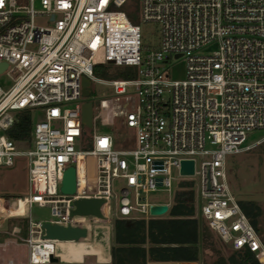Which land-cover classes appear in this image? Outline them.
<instances>
[{
  "label": "built area",
  "instance_id": "2783aa9c",
  "mask_svg": "<svg viewBox=\"0 0 264 264\" xmlns=\"http://www.w3.org/2000/svg\"><path fill=\"white\" fill-rule=\"evenodd\" d=\"M129 1L0 0V62L7 64L0 74L11 80L0 85V166L27 160V194L11 202L22 199L25 210L17 216L29 220L21 238L27 263L71 264L69 244L94 246L97 228L108 242L115 218L163 217L173 204L175 169L182 180L195 181L198 212L220 240L264 264V243L240 208L227 169L229 156L264 140L263 134L246 143L249 132H264V0H134L127 12ZM140 22L157 24L156 47L144 44ZM170 58L183 61V77L170 76ZM99 62L134 66L136 74L98 79ZM83 77L91 95L92 81L112 88L97 113L92 104V125L102 115L106 127L120 117L123 136L87 132ZM25 111L31 119L38 113L30 142L11 136ZM182 159L194 160L192 176L179 174ZM70 166L75 190L66 194L60 186ZM158 190L172 193L171 200L150 201ZM82 198L102 199L101 216L71 214ZM33 204L49 206L53 218L34 222ZM159 204L167 211L151 214ZM10 207L0 208V223L5 211L15 216ZM44 222L85 228L86 235L46 239Z\"/></svg>",
  "mask_w": 264,
  "mask_h": 264
},
{
  "label": "rangeland",
  "instance_id": "374dc122",
  "mask_svg": "<svg viewBox=\"0 0 264 264\" xmlns=\"http://www.w3.org/2000/svg\"><path fill=\"white\" fill-rule=\"evenodd\" d=\"M136 8L134 0L129 1L124 10L129 12ZM138 18L136 17V21ZM38 23H42L43 18H37ZM142 28V37L146 47L153 48L158 45V26L153 22H140ZM100 56L97 57V61H100ZM169 69L170 76L172 78L183 77V61L180 59L170 58ZM100 63V62H99ZM123 66H115L112 64H102L93 74L98 79L109 80L112 78H120L119 73L122 71ZM114 74L111 77L108 76ZM107 75V76H106ZM11 84L9 77L3 73L0 74V85L7 87ZM93 93L88 99L96 107L94 113H97L99 109L98 103L100 99H110L112 88L109 85L100 83L99 81H92ZM133 90V88H131ZM106 112V111H105ZM103 115L98 118L95 123L87 129V132L91 134L93 131H109L113 130L119 136H123L125 130L120 127V117H115L111 120L109 126L102 125ZM32 120L35 123L38 120V113H33ZM264 134L263 131H252L247 135L246 143L251 144L255 139L261 137ZM227 169L231 187L234 194L238 199H254L257 200L262 206V216L260 218L259 226L263 230L264 235V150L258 146H253L250 149L240 152L228 157ZM174 181L173 189L176 191L179 188V183L182 180L177 171H173ZM114 192L118 194L120 181H115ZM195 187V181L193 189ZM27 160L18 159L16 164L11 167L0 166V199L4 200L3 206L9 208L11 202L17 198H22L27 194ZM195 192V190H194ZM172 193L158 190L150 192L148 199L153 202H166L171 200ZM194 207L195 216L199 221L200 228V240H199V256L198 260L193 264H215L216 259L219 256H228L232 250L228 245L223 243L216 233L211 230L206 222L201 218L198 207L196 195L194 193ZM10 208H14L11 206ZM4 211V210H3ZM31 219L34 222L48 221L52 219L51 210L49 206H41L33 204L28 211ZM15 216H7V212H3L0 223V264H8L12 261V264H28L27 254L28 247L26 242L21 239L23 235L25 238L28 231V218L26 216H17L19 214H13ZM168 213H165L163 217H167ZM16 228L17 230H14ZM26 232V233H25ZM96 244L90 248H86V244L81 245L82 254L80 256H72L76 261L71 264H110L108 262L109 248L112 244V232L110 234L109 241L105 240V233L103 229H96ZM90 235V234H89ZM24 238V237H23ZM83 257V254H87ZM96 253V254H91ZM83 257V260H82Z\"/></svg>",
  "mask_w": 264,
  "mask_h": 264
},
{
  "label": "trees",
  "instance_id": "16d2710c",
  "mask_svg": "<svg viewBox=\"0 0 264 264\" xmlns=\"http://www.w3.org/2000/svg\"><path fill=\"white\" fill-rule=\"evenodd\" d=\"M102 64H95L94 72ZM135 74L134 66H124L119 77L129 79L133 78ZM112 75L114 74L108 76ZM11 136L17 140L31 141L32 119L30 112L22 113L21 120L14 126ZM255 146L264 150V140ZM193 185V180L180 181L179 188L174 192L173 204L167 217L147 221L115 218L112 227V244L109 248L110 264L197 261L201 232L199 221L195 216ZM237 200L264 243L263 230L259 226L263 211L261 204L254 199L237 198ZM215 264L258 263L251 251L241 249L232 250L226 257L219 256Z\"/></svg>",
  "mask_w": 264,
  "mask_h": 264
},
{
  "label": "water",
  "instance_id": "95a60500",
  "mask_svg": "<svg viewBox=\"0 0 264 264\" xmlns=\"http://www.w3.org/2000/svg\"><path fill=\"white\" fill-rule=\"evenodd\" d=\"M7 64L5 62H0V73H2ZM82 83V96L85 98L90 97L91 95V85L89 79L83 77L81 80ZM92 103L91 101H85L82 104L81 110V120L84 126H92ZM179 174L183 176H192L194 174V160L193 159H182L180 161ZM93 190V187H91ZM60 190L63 193L69 194L73 193L75 190V171L72 166L65 169L63 177L61 180ZM103 203L102 199L98 198H82L75 201V209L71 214H81L87 215L92 214L100 217L101 213L99 211L100 205ZM167 205H151L150 213L153 215H161L167 211ZM42 227L45 229V234L43 235L46 239H57V240H71L78 239L86 235L85 228L79 227H62L60 225H50L47 222L42 224ZM52 260H55L52 258Z\"/></svg>",
  "mask_w": 264,
  "mask_h": 264
},
{
  "label": "bare ground",
  "instance_id": "6f19581e",
  "mask_svg": "<svg viewBox=\"0 0 264 264\" xmlns=\"http://www.w3.org/2000/svg\"><path fill=\"white\" fill-rule=\"evenodd\" d=\"M14 208H10V212L13 214H19L22 215L24 212V202L22 199H19V201H17L16 205H13ZM0 208L2 210H5V207L3 206V202H1L0 204ZM83 243L79 244L78 246L73 245L72 243L69 244V253L71 256H80L82 254V249H81V245Z\"/></svg>",
  "mask_w": 264,
  "mask_h": 264
},
{
  "label": "crops",
  "instance_id": "0c3cea01",
  "mask_svg": "<svg viewBox=\"0 0 264 264\" xmlns=\"http://www.w3.org/2000/svg\"><path fill=\"white\" fill-rule=\"evenodd\" d=\"M196 261L194 262H172L173 264H193L195 263ZM158 263H161V262H155V261H149L148 264H158Z\"/></svg>",
  "mask_w": 264,
  "mask_h": 264
}]
</instances>
